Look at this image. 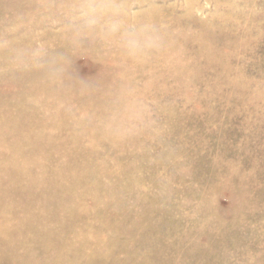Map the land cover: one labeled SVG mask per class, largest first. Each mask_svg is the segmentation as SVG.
<instances>
[{
    "label": "rangeland",
    "instance_id": "obj_1",
    "mask_svg": "<svg viewBox=\"0 0 264 264\" xmlns=\"http://www.w3.org/2000/svg\"><path fill=\"white\" fill-rule=\"evenodd\" d=\"M88 1L73 5L76 9L69 6L26 17L15 9H0V119L18 118L22 126L31 118L35 125L27 130L23 129L27 124L20 127L7 120L10 136L0 126V139L5 141H0V162H12L14 166H8L22 173L11 176L13 167L0 163V214H4L0 228L11 233L12 253L25 257L22 264H55L49 253L64 255L62 264H264V0H160L148 7L123 9V14L109 7L112 1H102L105 6L100 0ZM59 4L66 7V3L50 7ZM45 89L48 99L39 95ZM70 91L92 108L72 99ZM52 116L59 118L54 117L57 124L46 121L54 120ZM14 126L17 139H39L33 143L37 148L12 144ZM26 130L29 134L23 133ZM62 172L71 179L58 180ZM72 177L79 178L76 182ZM16 197L41 202L48 212L55 208L56 217L49 225L56 227L31 219V209L11 201ZM51 205L61 207L56 206L58 211ZM93 245H97L94 252ZM87 254H92L90 259Z\"/></svg>",
    "mask_w": 264,
    "mask_h": 264
},
{
    "label": "bare ground",
    "instance_id": "obj_2",
    "mask_svg": "<svg viewBox=\"0 0 264 264\" xmlns=\"http://www.w3.org/2000/svg\"><path fill=\"white\" fill-rule=\"evenodd\" d=\"M80 1H81V0H0V9H1V8H9V11H13V10L15 9L16 11H19V12L23 13V14L25 15V17H26L27 15H30V14H33V16H34V15H37V14H39V11H41V12H45V11H46V13H48L49 11H53V13H54V10H59V9H60V10H66V9H69V8H68L69 6H73V5H74V6H77L78 3H79ZM102 1H104L103 3L106 2V3L108 4V0H100L99 2L102 3ZM109 1H112L111 3L109 2V4H108L109 7H110L111 9H113L114 11H118V10L120 11V10H123V9H126V10H127V9H131L132 7H134V8H135V7H140V8H141V7H144V6H145V7H148L149 5H152V4H154V3H158L160 0H109ZM242 1H243V0H242ZM252 1H253V0H252ZM86 2L90 4V2H89L88 0H86ZM91 2H92V1H91ZM96 2H97V0H96ZM165 2H166V1H165ZM254 2H255V1H254ZM260 2H261V1H260ZM56 3H63V4L66 3V7L62 6L61 4L50 7V4H56ZM101 3H100V4H101ZM103 3H102V4H103ZM84 4H85V3H84ZM92 4H93V3H92ZM97 4H99V3H97ZM81 5H82V4H81ZM81 5H80V7H81ZM85 5H86V4H85ZM103 5H104V4H103ZM103 5H102V6H103ZM154 5H155V4H154ZM154 5H153V6H154ZM74 6H73V7H74ZM87 6H89V5H87ZM95 6H96V5H95ZM98 6H99V5H98ZM104 6H105V5H104ZM153 6H151V7H153ZM82 7H83V5H82ZM74 8H75V7H74ZM88 8H89V7H88ZM92 8H93V7H92ZM95 8H96V7H95ZM97 8H98V7H97ZM75 9H76V8H75ZM81 9H82V8H81ZM83 9H84V8H83ZM102 9H103V8H102ZM107 9H108V8H107ZM115 9H117V10H115ZM71 10H72V9H71ZM77 10H78V9H77ZM90 10H91V9H90ZM100 10H101V9H100ZM103 10H104V9H103ZM189 10H190V9H189ZM95 11H96V10H95ZM101 11H102V10H101ZM104 11H106V10H104ZM104 11H103V12H104ZM107 11H108V10H107ZM110 11H112V10H110ZM151 11H152V10H151ZM56 12L58 13V11H56ZM122 12L124 13V10L121 11L120 13L123 14ZM69 13H70V12H69ZM74 13H76V12H74ZM114 13H115V12H114ZM117 13H118V12H117ZM50 14H51V13H50ZM118 14H119V13H118ZM151 14H153V13H151ZM157 14H158V11H157ZM7 15H8V14H7ZM52 15H53V14H52ZM52 15H51V16H52ZM69 15H71V13H70ZM31 16H32V15H31ZM43 16H45V14H43ZM155 16H156V15H155ZM29 17H30V16H29ZM71 17H72V16H71ZM121 17H123V16H121ZM153 17H154V16H153ZM219 17H220V16H219ZM261 17H262V16H261ZM30 18H31V17H30ZM35 18H36V17H35ZM35 18H34V19H35ZM42 18H44V17H42ZM21 19H22V18H21ZM25 19H27V18H25ZM32 19H33V18H32ZM32 19H28V21H29V20L32 21ZM36 19H37V18H36ZM36 19H35V21L38 20V19H37V20H36ZM101 19H102V18H101ZM116 19L118 20V17H117ZM116 19H115V20H116ZM124 19H125V18H124ZM128 19H129V18H128ZM263 19H264V18H263ZM41 20H42V19H41ZM112 20H113V19H112ZM154 20H155V18H154ZM215 20H216V19H215ZM6 21H10V22H11V19L6 20ZM113 21H114V20H113ZM184 21H185V20H184ZM184 21H183V22H184ZM33 22H34V21H32L31 23H33ZM100 22H101V21H100ZM114 22H115V21H114ZM116 22H117V21H116ZM151 22H152V21H151ZM158 22H159V21H158ZM228 22H229V21H228ZM18 23H19V22H18ZM28 23H29V22H27V24H28ZM31 23H30V24H31ZM38 23H39V21H38ZM75 23H76V22H75ZM92 23H93V22H92ZM98 23H99V22H98ZM98 23H97V24H98ZM101 23H102V22H101ZM120 23H121V22H120ZM123 23H124V22H123ZM123 23H122V24H123ZM156 23H157V22H156ZM170 23H171V22H170ZM178 23H179V22H178ZM223 23H225V22L223 21ZM12 24L15 25V23H12ZM19 24H20V23H19ZM23 24H24V23H23ZM30 24H29V25H30ZM157 24H159V23H157ZM157 24H155V25H157ZM161 24H163V23H161ZM164 24H165V23H164ZM187 24H188V22H187ZM189 24H191V23L189 22ZM220 24H221V23H220ZM252 24H253V23H252ZM32 25H33V24H32ZM95 25H96V24H95ZM106 25H107V24H106ZM143 25H144V24H143ZM56 26H57V25H56ZM107 26H108V25H107ZM190 26H192V25H190ZM235 26H236V25H235ZM30 27H31V26H30ZM100 27H101V26H100ZM185 27H187V26H185ZM193 27H194V26H193ZM147 28H148V27H147ZM247 28H248V27H247ZM220 29H221V27H220ZM82 30H83V29H82ZM98 30H99V29H98ZM105 30H109V28H108V29H105ZM142 30H143V29H142ZM145 30H146V29H145ZM181 30H182V29H181ZM256 30H257V29H256ZM193 31H194V30H193ZM195 31H199V30H198V27H197V30L195 29ZM102 32H103V31H102ZM111 32H112V31H111ZM246 32H247V31H246ZM104 33H105V32H104ZM107 33H109V32H107ZM190 33H191V32H190ZM197 33H198V32H197ZM199 33H200V31H199ZM215 33H216V32H215ZM249 33H250V32H249ZM82 34H83V33H82ZM100 34H101V33H100ZM116 34H117V33H116ZM166 34H167V33H166ZM191 34H192V33H191ZM194 34H195V33H194ZM223 34H224V33L222 32V35H223ZM244 34H245V33H244ZM254 34H255V33H254ZM33 35H34V33H33ZM44 35H45V34H44ZM228 35H229V33H228ZM255 35H256V34H255ZM23 36H24V35H23ZM77 36H78V35H77ZM77 36H76V38H77ZM230 36H231V35H230ZM232 36H233V35H232ZM256 36H257V35H256ZM24 37H25V36H24ZM63 37H64V36H63ZM166 37H167V36H166ZM188 37H189V36H188ZM237 37H238V36H237ZM66 38H67V37H66ZM69 38H71V37H69ZM161 38H162V37H161ZM167 38H168V37H167ZM235 38H236V37H235ZM22 39H23V37L21 38V40H22ZM63 39H64V38H63ZM80 39H82V38H80ZM240 39H241V38H240ZM245 39H246V38H245ZM40 40H41V39H40ZM65 40H66V39H65ZM69 40H70V39H69ZM104 40H105V39H104ZM106 40H107V38H106ZM238 40H239V39H238ZM22 41H24V40H22ZM30 41H32V40H30ZM166 41H167V40H166ZM190 41H191V40H190ZM26 42H27V41H26ZM155 42H156V41H155ZM186 42H187V41H186ZM193 42H194V41H193ZM200 42H202V41H200ZM254 42H255V41H254ZM73 43H74V41H73ZM248 43H249V42H248ZM165 44H166V43H165ZM165 44H164V46H165ZM169 44H170V43H169ZM198 44H199V43H198ZM198 44H197V45H198ZM101 45H102V44H101ZM9 46H10V45H9ZM142 47H143V46H142ZM148 47H149V46H148ZM196 47H197V46H196ZM213 47H215V46H213ZM216 47H217V44H216ZM23 48H24V47H23ZM204 48H205V46H204ZM209 48H210V47H208V49H209ZM14 49H15V48H14ZM199 49H200V48H199ZM116 50H117V49H116ZM157 50H158V49H157ZM206 50H207V49H206ZM215 50H216V49H215ZM125 51H126V49H125ZM154 51H155V49H154ZM159 51H160V50H159ZM123 52H124V51H123ZM165 52H166V51H165ZM186 52H187V51H186ZM202 52H203V51H201V53H202ZM104 53H105V52H104ZM104 53H103V54H104ZM108 53H109V52H108ZM127 53H128V52H127ZM215 53H216V52H215ZM122 54H123V53H122ZM124 54H125V52H124ZM143 54H144V53H143ZM147 54H148V53H147ZM202 54H204V53H202ZM205 54H207V53H205ZM55 56H56V55H55ZM102 56H103V55H102ZM143 56H144V55H143ZM202 56H204V55H202ZM205 56H206V55H205ZM61 57H62V56H61ZM157 57H158V56H157ZM179 57H180V56H179ZM206 58H207V57H206ZM187 59H188V58H187ZM208 59H209V58H208ZM205 60H206V59H205ZM205 60H204V61H205ZM209 60H210V59H209ZM182 61H183V60H182ZM149 62H150V61H149ZM153 62H154V61H153ZM208 62H209V61H208ZM205 63H207V62H205ZM209 63H210V62H209ZM116 65H117V64H116ZM179 67H180V66H179ZM113 68H114V67H113ZM47 70H48V69H47ZM163 70H164V68H163ZM177 71H178V70H177ZM177 71H176V72H177ZM188 71H189V70H188ZM171 72H172V71H171ZM181 72H182V70H181ZM181 72H180V73H181ZM123 73H124V72H123ZM128 73H129V72H128ZM42 74H43V72H42ZM103 74H104V73H103ZM44 75H45V74H44ZM44 75H43V76H44ZM184 75H185V74H184ZM43 76H42V77H43ZM130 76H131V75H130ZM165 76H166V75H165ZM42 77H41V78H42ZM45 77H47V76L45 75ZM49 77H50V76H49ZM178 77H179V76H178ZM41 78H40V79H41ZM47 78H48V77H47ZM55 78H57L56 75H55ZM160 78H161V77H160ZM169 78H170V77H169ZM32 79H33V77H32ZM35 79H36V78H35ZM35 79H34V80H35ZM43 79H44V81H46L45 78H43ZM43 79H41V80H43ZM115 79H116V78H115ZM58 80H59V79H58ZM58 80H57V81H58ZM36 81H37V79H36ZM37 82H38V81H37ZM153 82H154V81H153ZM31 83H32V81H31ZM33 83H34V82H33ZM38 83H39V82H38ZM44 83H45V82H44ZM41 84H42V81H41ZM80 84H81V83H80ZM42 85H43V84H42ZM61 85H62V84H61ZM36 86H37V85H36ZM43 86H44V85H43ZM49 86H50V85H49ZM51 86H53V85H51ZM57 86H58V85H57ZM77 86H79V85H76V87H77ZM38 87H39V86H38ZM90 87H91V86H90ZM33 88H35V87H33ZM33 88H32V89H33ZM80 88H81V87H80ZM87 88H89V86H88ZM74 89H75V87H74ZM74 89H73V90H74ZM95 89H96V88H95ZM29 90H30V89H29ZM59 90H60V89H59ZM36 91H37V88H36ZM36 91H35V92H36ZM39 91H41V90H39ZM39 91H38V92H39ZM51 91H52V89H51ZM65 91L67 92V90H65ZM75 91H76V90H75ZM32 92H34V91L31 90V93H32ZM60 92H61V91H60ZM18 93H19V92H18ZM18 93H16V94L18 95ZM22 93H25V92H21V94H22ZM31 93L29 92V97H30V94H31ZM62 93H63L62 96L65 95V96H66L65 98L68 99L69 96L67 97V94H66L64 91H63ZM67 93H68V92H67ZM74 93H75V92H74ZM74 93H73L72 91H70V95L72 96V99H76V100H78V102L83 103V106H85L84 104H86V102L83 101L82 97H80L82 100H79V99H80V98L78 97L79 94H78V96H75L77 93H75V94H74ZM14 94H15V93H14ZM16 94H15V95H16ZM53 94H54V93H53ZM100 94H101V93H100ZM125 94H126V93H125ZM22 95H23V94H22ZM33 95H34V94H33ZM39 95H41V96L44 95V97H46V99L50 98V97H48L49 95H48V90H47V89H45V91L42 90L41 92H39ZM59 95H60V94H59ZM68 95H69V94H68ZM81 95H82V94H81ZM20 96H21V95H20ZM31 96H32V95H31ZM85 96H86V95H85ZM22 97H24V96H22ZM44 97H42V98H44ZM76 97H78V98H76ZM94 97L96 98L95 95H94ZM101 97H102V96H101ZM111 97H112V96H111ZM120 97H121V96H120ZM24 98H25V97H24ZM26 98H27V97H26ZM42 98H41V99H42ZM59 98H61V97L59 96ZM87 98H88V97L86 96V99H85L86 101H87ZM121 98H123V97H121ZM46 99H45L44 101H47ZM61 99H62V98H61ZM90 99H92V98H90ZM93 99H94V98H93ZM26 100H27V99H26ZM88 100H89V99H88ZM42 101H43V100H42ZM50 101H51V100H50ZM98 101H99V100H98ZM98 101H97V102H98ZM110 101H111V100H110ZM115 101H116V100H115ZM116 102H117V101H116ZM39 103H40V102H39ZM52 103H53V102H52ZM54 103H55V102H54ZM96 104H97V103H96ZM99 104H101V103H99ZM99 104H98V105H99ZM9 105H11V104H9ZM44 105L46 106V104H44ZM48 105H49V104H48ZM79 105H81V104H79ZM91 105H92V104H91ZM94 105H95V103H94ZM53 106H54V105H53ZM81 106H82V105H81ZM87 106H88V105H86L85 107H87ZM96 106H97V105H96ZM27 107H29V106H27ZM33 107H34V106H33ZM88 107L92 108L91 106H88ZM98 107H99V106H98ZM29 108H31V107H29ZM34 108H35V107H34ZM44 108H45V107H44ZM48 108H50V107H48ZM61 108H62V107H61ZM64 108H65V107H64ZM27 109H28V108H27ZM27 109H26V111H27ZM36 109H37V108H36ZM65 109H66V108H65ZM83 109H84V108H83ZM94 109H96V108H94ZM23 110H24V109H23ZM32 110H33V109H32ZM61 110H62V109H61ZM86 110H87V109H86ZM134 110H135V109H134ZM167 110H168V109H167ZM167 110H165V111H167ZM170 110H171V108H170ZM17 111H18V110H17ZM33 111H34V110H33ZM80 111H81V110H80ZM93 111H94V110H93ZM15 112H16V110H15ZM62 112H63V110H62ZM71 112H72V111H71ZM74 112H75V110H74ZM83 112L86 113L87 111H86V112L83 111ZM94 112H95V111H94ZM96 112H97V111H96ZM21 113H22V112H20V115H21ZM25 113H26V112H25ZM37 113H38V110H37ZM56 113H57V112H56ZM58 113H61V112H58ZM58 113H57V114H58ZM66 113H67V111H66ZM72 113H73V112H72ZM72 113H71V114H72ZM14 114H15V113H14ZM34 114H35V116H36V113H34ZM40 114H41V113H40ZM53 114H54V113H53ZM57 114H55V115H57ZM92 114H93V112H92ZM165 114H166V113H165ZM15 115H16V114H15ZM25 115H26V114H25ZM61 115H62V114H61ZM80 115H81V114H80ZM135 115H136V114H135ZM141 115H142V114H141ZM27 116H28V115H27ZM31 116H32V115H31ZM50 116H51V115H50ZM91 116H92V115H91ZM127 116H128V115H127ZM21 117H22V115H21ZM28 117H29V116H28ZM33 117H34V116H33ZM33 117H32V118H33ZM46 117H48V116H46ZM52 117L54 118L55 116H52ZM83 117H84V116H83ZM117 117H118V116H117ZM0 118H1V117H0ZM8 118H9V117H6V119H5V118L0 119V126H1V128H2L3 130H5L4 127H6V129H7V126L9 125V123L7 124V120H9ZM13 118H14V116H13ZM16 118H17V115H16ZM16 118H15V119H16ZM35 118H36V117H35ZM53 118H52V119H53ZM55 118H58V117L56 116ZM55 118H54V120H46V121H47L49 124H52V123L57 124L58 122L55 120ZM101 118H102V117H101ZM140 118H141V117H140ZM166 118H167V117H166ZM17 119H18V118H17ZM17 119H16V120H11V121H16L17 124H19L18 126H20V127H23V125H26V124H27V125L25 126L26 128H23V129H27V127H30V126L33 125V122H32V119H31V118H28L29 120L26 119V121L24 122V124H22V126H21V123H20V122L18 123ZM30 119H31V121H30ZM40 119H41V118H40ZM42 119H44V117H43ZM42 119H41V121H42ZM45 119H48V118H45ZM45 119H44V120H45ZM58 119H59V118H58ZM58 119H57V120H58ZM85 119H87V118H85ZM89 119H90V118H89ZM138 119H139V117H138ZM35 120H36V119H35ZM37 120H38V119H37ZM126 120H127V119H126ZM9 121H10V120H9ZM9 121H8V122H9ZM11 121H10V123H11ZM60 121H61V119H60ZM89 121H91V119H90ZM21 122H22V121H21ZM27 122H28V123H27ZM51 122H52V123H51ZM22 123H23V122H22ZM37 123H39V122H37ZM37 123H36V125H37ZM43 123H44V122H43ZM43 123H42V125H43ZM78 123H79V122H78ZM96 123H98V122L96 121ZM127 123H128V122H127ZM6 124H7V125H6ZM17 124H16V125H17ZM39 124H41V123H39ZM39 124H38V125H39ZM87 124H88V123H87ZM98 124H100V123H98ZM16 125H15V126H16ZM38 125H37V126H38ZM42 125H41V126H42ZM95 125H96V124H95ZM134 125H135V124H134ZM15 126H14L13 128H15ZM33 126H35V125H33ZM41 126H40V127H41ZM46 126H47V125H46ZM53 126H54V125H53ZM60 126H61V125H60ZM91 126H92V125H91ZM44 127H45V126H44ZM47 127H48V126H47ZM58 127H59V126H58ZM66 127H67V126H66ZM86 127H87V126H86ZM127 127H128V126H127ZM131 127H133V126H131ZM131 127H130V128H131ZM38 128H39V127H38ZM128 128H129V127H128ZM138 128H139V127H138ZM20 129L22 130V128H20ZM20 129H19V131H20ZM28 129H29V128H28ZM28 129H27V130H28ZM34 129H37V127H36V128L34 127ZM47 129H48V128H47ZM58 129H59V128H58ZM126 129H127V128H126ZM132 129H133V128H132ZM136 129H137V128H135L134 130H136ZM9 130H10V129H9ZM15 130H17V129L15 128L14 130H12V137H9V139H10V138H13V139H14V137H16L17 134H15L14 132H18V131H15ZM27 130H26L25 132H23V133H26V132H27V134H29L28 132H30V131H27ZM29 130H31V129H29ZM43 130H44V129H43ZM134 130H132V131H134ZM138 130H139V129H138ZM10 131H11V130H10ZM10 131H8V129H7V133H8L7 135H8V136H10V134H11ZM22 131H24V130H22ZM22 131H20V132H22ZM34 131H35V130H34ZM36 131H38V130H36ZM59 131H60V129H59ZM72 131H73V130H72ZM98 131H100V130H98ZM2 132H3V131H2ZM2 132H1V133H2ZM46 132H47V130H46ZM96 132H97V131H96ZM1 133H0V134H1ZM99 133H101V132H98V134H99ZM43 134H44V133H43ZM58 134H60V133H58ZM68 134H69V133H68ZM76 134H77V133H75V135H76ZM90 134H91V133H90ZM18 136H20V135L18 134ZM18 136H17V137H18ZM34 136H35V135H34ZM39 136H40V135H39ZM60 136H61V135H60ZM118 136H120V135H118ZM1 137H2V136H1ZM3 137H4V136H3ZM17 137H16L15 140H13L14 142H12V144H15V143H16V144H17V143H19V144L23 143V144H24V143H26V144H27L26 146H27L28 148H30V149H31L32 147H35L36 144L34 145L33 143H36V142L39 140V139H38V140H35V137L32 136V132H31V138L33 137V139H32L31 141H29V140H25V139H27V137L24 139L25 141H24V140H21L20 137H19V139H17ZM40 137L43 138L42 136H40ZM58 137H59V135H58ZM116 137H117V136H116ZM4 138H5V137H4ZM29 138H30V137H29ZM31 138H30V139H31ZM37 138H38V137H37ZM41 138H40V139H41ZM44 138L46 139L47 137L45 136ZM44 138H43V139H44ZM51 138H52V137H51ZM63 138H64V137H63ZM68 138H69V137H68ZM85 138H86V137H85ZM113 138H114V137H113ZM118 138H119V137H118ZM154 138H155V137H154ZM2 139H3V138H2ZM49 139H50V138H49ZM53 139H54V138H53ZM4 140H5V139H4ZM6 140H7V139H6ZM50 140H51V139H50ZM50 140H48V141H50ZM64 140H65V138H64ZM0 141H3V140L0 139ZM7 141H8V140H7ZM44 141H45V140H44ZM48 141H47V142H48ZM51 141H53V140H51ZM51 141H50V142H51ZM58 141H59L60 144H62V141H63V140L58 139ZM115 141H116V139H115ZM118 141H119V140H118ZM132 141H133V140H132ZM3 142H5V141H3ZM47 142H46V143H47ZM159 142H160V141H159ZM162 142H163V141H162ZM40 143H41V141H40ZM46 143H45V144H46ZM65 143H66V142H65ZM71 143H72V139H71ZM75 143H76V141H75ZM3 144H4V143H3ZM23 144H21V148H22V145H23ZM30 144H31L32 147H30ZM48 144H49V142H48ZM48 144H47V145H48ZM60 144H59V145H60ZM69 144H70V143H69ZM87 144H88V143H87ZM24 145H25V144H24ZM39 145H40V144H39ZM47 145H46V146H47ZM55 145H56V144H55ZM65 145H66V144H65ZM73 145H74V142H73V144H72V147H73ZM19 146H20V145H19ZM26 146H25V147H26ZM42 146H43V145H42ZM60 146L62 147V145H60ZM69 146L71 147V144H70ZM94 146H95V145H94ZM106 146H107V144H106ZM27 147H26V149H27ZM38 147H39V146H38ZM61 147H60V148H61ZM72 147H71V148H72ZM129 147H130V146H129ZM13 148H14V146H13ZM16 148H17V149H18V148L20 149V147H18V146H17ZM35 148H37V147H35ZM35 148H34V150H35ZM40 148H41V146H40ZM55 148H56V146H55ZM67 148H68V147H67ZM74 148H75V147H74ZM76 148H77V147H76ZM158 148H159V147H158ZM19 149H18V150H19ZM23 149H25V148L23 147ZM50 149H51V148H50ZM52 149H54V148L52 147ZM52 149H51V150H52ZM56 149H57V148H56ZM61 149H62V148H61ZM13 150H14V149H13ZM42 150H43V149H41V151H42ZM45 150H46V149H45ZM51 150H49V151H51ZM54 150H55V149H54ZM54 150H53V151H54ZM70 150H71V149H70ZM77 150H79V149H77ZM143 150H144V149H143ZM29 151H30V150H29ZM31 151H33V148H32ZM55 151H56V150H55ZM80 151H81V150H80ZM80 151H79V152H80ZM3 152H4V151H3ZM17 152H18V151H17ZM17 152H16V150H15V152H13V153L16 154ZM26 152H27V151H26ZM26 152L24 151L25 154H26ZM42 152H43V151H42ZM42 152H41V153H42ZM47 152H48V151H47ZM47 152H45V156H46V154L48 155V154L50 153V152H48V153H47ZM70 152H71V151H70ZM77 152H78V151H77ZM41 153H39V157H44V159H45V156L42 155V154H44V153H42V154H41ZM63 153H65V151H64ZM66 153H67V152H66ZM113 153H115V152H113ZM57 154H58V153H57ZM10 155H11V154H10ZM16 155H17V154H16ZM28 155H29V153H28ZM50 155H51V154H50ZM50 155H48V156H49L48 159L50 158ZM58 155H59V154H58ZM58 155H57V156H58ZM0 156H2V155H0ZM18 156H19V153H18ZM36 156H37V154H36ZM52 156H53V155H52ZM73 156H74V155H73ZM73 156H72V157H73ZM79 156H80V155H78V157H79ZM3 157H4V156H3ZM12 157H13V156H12ZM21 157H22V156H21ZM54 157H55V156H54ZM67 157H69V156H67ZM70 157H71V156H70ZM10 158H11V156H10ZM55 158H56V157H55ZM4 159H6V158H4ZM17 159H18L17 164L19 165V158L16 157L15 160H17ZM48 159H47V160H48ZM66 159H67V158H66ZM71 159H72V158H71ZM100 159H101V158H100ZM11 160H13V159H11ZM56 160H57V159H56ZM79 160H80V159L78 158L77 161H79ZM3 161H5V160H3ZM13 161H14V160H13ZM33 161H34V160H32V162H33ZM44 161H45V160H43V162H44ZM48 161H49V160H48ZM50 161H52V159H51ZM58 161H59V160H58ZM62 161H63V160H62ZM72 161H73V160H72ZM77 161H76V162H77ZM80 161H81V160H80ZM1 162H2V161H1ZM1 162H0V163H1ZM14 162H15V161H14ZM30 162H31V161H30ZM30 162H28L27 164H29ZM53 162L55 163L56 161L53 160ZM120 162H121V161H120ZM211 162H212V161H211ZM213 162H214V161H213ZM11 163H12V162H11ZM11 163H9V164L11 165ZM22 163H24V162H22ZM80 163H81V162H79V164H80ZM6 164H7V163H6ZM6 164L4 165L3 162H2V165H4L5 167H6ZM9 164H7V166H8ZM17 164H16V165H17ZM38 164H39V163H38ZM50 164H51V163H50ZM71 164L73 165V163H70V165H71ZM79 164H77V165H79ZM82 164H83V163H82ZM134 164H135V162H134ZM12 165H13V163H12ZM20 165H21V164H20ZM25 165H26V164H25ZM25 165H24V166H25ZM43 165H44V164H43ZM122 165H123V164H122ZM129 165H131V164H129ZM0 166H1V165H0ZM13 166H14V165H13ZM13 166H8V167H13ZM31 166H32V165H31ZM31 166H29V167H31ZM59 166H60V165H59ZM59 166H58V167H59ZM75 166H76V164H75ZM75 166H74V167H75ZM80 166H81V164H80ZM80 166H79V167H80ZM127 166H128V165H127ZM2 167H3V166H2ZM16 167H17V166H16ZM29 167H28V168H29ZM40 167H42V166L40 165ZM69 167H71V166H69ZM82 167H83V166H82ZM82 167H81V168H82ZM132 167H133V166H132ZM132 167H131V168H132ZM43 168H44V167H43ZM72 168H73V167H72ZM72 168H71V169H72ZM76 168H77V167H76ZM5 169H7V168H5ZM13 169H14V170H13ZM39 169H40V168H39ZM71 169H70V170H71ZM12 170H13V171H12V175H11V176H13L14 174H16V175H18V174H22V173H20L21 171H20V169H19L18 167H17V168H14V167H13ZM25 170H26V169H25ZM25 170H24V171H25ZM36 170H37V169H36ZM76 170H77V169H76ZM119 170H120V169H119ZM137 170H138V169H137ZM22 171H23V170H22ZM26 171H27V170H26ZM26 171H25V172H26ZM28 171H29V170H28ZM40 171H41V170H40ZM40 171H39V172H40ZM61 171H62V170H61ZM75 172H76V171H75ZM128 172H129V171H128ZM151 172H152V171H151ZM5 173H6V172H5ZM13 173H14V174H13ZM66 173H67V172H66ZM77 173H78V171H77ZM79 173H80V172H79ZM79 173H78V174H79ZM108 173H109V172H108ZM126 173H127V172H126ZM155 173H156V172H155ZM38 174H39V173H38ZM217 174H218V173H217ZM2 175H3V174H2ZM16 175H14V176H16ZM24 175H25V173L23 174V176H24ZM66 175H67V174H65L64 172H62L61 174H59V177H57V179H58V180H62V179L65 178ZM80 175H81V173H80ZM83 175H84V173H83ZM83 175H82V176H83ZM151 175H152V174H151ZM7 176L10 177V175H7ZM21 176H22V175H21ZM26 176H27V175H26ZM26 176H25V177H26ZM74 176H75V174H74ZM74 176H73V177H74ZM82 176H81V177H82ZM126 176H127V175H126ZM3 177H5V175H4ZM16 177H18V176H16ZM66 177H67V176H66ZM73 177H72V179L74 180ZM83 177H84V176H83ZM23 178H24V177H23ZM36 178H37V177H36ZM67 178H68V177H67ZM67 178H66V179H67ZM78 178H79V177H77V179H78ZM126 178H127V177H126ZM6 179H7V178H6ZM9 179H10V178H9ZM68 179H71V178H68ZM77 179L75 178L74 181L77 182ZM85 179H86V178H85ZM85 179H84V180H85ZM97 179H98V178H97ZM3 180H4V178H3ZM20 180H21V182H22V179H21V178H20ZM36 180H37V179H36ZM81 180H82V179H81ZM221 180H222V179H221ZM8 181H10V180H8ZM18 181H19V180H18ZM18 181H17V182H18ZM30 181H31V180H30ZM67 181H68V180H67ZM71 181H72V180H71ZM78 181H80V180H78ZM125 181H126V180H125ZM129 181H130V179H129ZM157 181H158V180H157ZM4 182H5V181H4ZM17 182L14 181V183H17ZM23 182H24V180H23ZM60 182H61V181H60ZM76 182H74V183H75L74 185L77 184ZM80 182H81V181H80ZM87 182H88V179H87ZM87 182H86V183H87ZM99 182H100V181H99ZM222 182H223V181H222ZM222 182H221V183H222ZM26 183H27V182H26ZM83 183H84L85 186H86L85 181H83ZM88 183H89V182H88ZM93 183H94V181H93ZM93 183H92V184H93ZM18 184H20V182H19ZM23 184H24V183H23ZM52 184H53V183H52ZM84 184H80V186L83 187ZM92 184H90V185H92ZM95 184H96V183H95ZM95 184H94V186H95ZM128 184H129V183H128ZM88 185H89V184H88ZM144 185H145V184H144ZM15 186H17V184H15ZM22 186H24V185H22ZM27 186H28V185H27ZM27 186H26V188H27ZM71 186H72V183L70 182V187H71ZM94 186H90V188L92 189V187H94ZM98 186H99V185H97V187H98ZM131 186H132V185H131ZM134 186H135V185H134ZM140 186H141V185H140ZM19 187H20V186H19ZM24 187H25V186H24ZM100 187H101V186H100ZM142 187H143V186H142ZM66 188H67V187H66ZM66 188H63V189L65 190ZM68 188H69V187H68ZM76 188L79 189L78 187H75V190H76ZM137 188H138V187H137ZM145 188H146V187H145ZM16 189H17V188H16ZM27 189H30V188L28 187ZM71 189H72L71 192H73V191H74L73 186L71 187ZM88 189H89V188H88ZM94 189H95V187H94ZM128 189H129V188H128ZM168 189H169V188H168ZM10 190H11V189H10ZM19 190H21V191H19V193H20V195H21V194H22V189L19 188ZM23 190H24V189H23ZM64 190H62V191H64ZM97 190H98V189H97ZM101 190H102V189H101ZM17 191H18V190H17ZM17 191H15L14 195H15L16 193L18 194ZM67 191H68V190H67ZM67 191H66V192H67ZM69 191H70V190H69ZM89 191H90V190H89ZM92 191H93V190H92ZM102 191H103V190H102ZM110 191H111V190H110ZM116 191H117V190H116ZM123 191H124V190H123ZM136 191H137V190H136ZM153 191H154V190H153ZM174 191H175V190H174ZM25 192H26V191H25ZM64 192H65V191H64ZM64 192H63V193H64ZM93 192H95V190H94ZM98 192H99V191H98ZM146 192H147V191H146ZM183 192H184V191H183ZM185 192H188V191H185ZM0 193H2V188H0ZM8 194H10V193H8ZM11 194H12V193H11ZM65 194H66V193H65ZM78 194H79V193H78ZM91 194H92V193H91ZM94 194H95V193H94ZM18 195H19V194H18ZM58 195H59V194H58ZM67 195H68V194H67ZM72 195H73V194H72ZM92 195H93V194H92ZM96 195H97V194H96ZM99 195H100V193H99ZM137 195H138V194H137ZM174 195H175V194H174ZM187 195H188V193H187ZM11 196H12V195H11ZM15 196H16V195H15ZM55 196H57V195L55 194L54 197H55ZM62 196H64V195H62ZM68 196H69V195H68ZM94 196H95V195H94ZM147 196H148V195H147ZM151 196H152V195H151ZM13 197H14V196H13ZM23 197H24V196L22 195V198H23ZM30 197H31V196H30ZM58 197H59V196H58ZM64 197L66 198V196H64ZM64 197H62V198H64ZM99 197H100L101 200H102L101 195H100ZM116 197H117V196H116ZM143 197H144V196H143ZM173 197H174V196H173ZM20 198H21V196H20ZM56 198H57V197H56ZM60 198H61V197H60ZM62 198H61V199H62ZM67 198H68V197H67ZM75 198H76V197H75ZM132 198H133V197H132ZM26 199H27V198H26ZM61 199H60V200H61ZM83 199H84V198H83ZM94 199H95V198H94ZM103 199H104V198H103ZM149 199H150V198H149ZM161 199H162V198H161ZM167 199H168V198H167ZM10 200H11V199H10ZM17 200H18V198L16 197V200H11V201H13V202H14V201L17 202ZM43 200H45V199H43ZM48 200H49V199H47V201H48ZM50 200H52V199H50ZM50 200H49V201H50ZM64 200H65V199H64ZM70 200H71V199H70ZM90 200H91V199H90ZM104 200H105V199H104ZM150 200H151V199H150ZM5 201H6V200H5ZM45 201H46V200H45ZM45 201H44V202H45ZM49 201H48V202H49ZM67 201H68V199H67ZM169 201H170V200H169ZM0 202H2V199H0ZM8 202H9V200H8ZM8 202H7V204H8ZM19 202H20V205H24L26 208H29V211H30V209H31V212H32V213L28 215L31 219H33V220H37L38 223H40V221H42L46 226H51V225L53 224L52 222L54 221V217H56L55 214H54V212H55V208H54V207H56L57 205H56V206L54 205V207L52 206L53 204L51 205V207L54 208L53 210H51V212H53V214H52L51 212H48V211L45 210V208L43 207L44 204L42 205L41 202H40V203H41V205H40V203H39V204H38V203H31V202H28V201H26V200H24V199L21 200V201L18 200V202L16 203V204H17V207H18V205H19ZM44 202H43V203H44ZM50 202H52V201H50ZM50 202H49V203H50ZM65 202H66V201L63 202V205H64ZM75 202H76V201H75ZM79 202H80V201H79ZM54 203H55V202H54ZM57 203H58V201L56 202V204H57ZM69 203H72V202H69ZM146 203H147V202H146ZM148 203H149V202H148ZM0 204H1V203H0ZM11 204H12V202H11ZM14 204H15V203H14ZM50 204H51V203H50ZM50 204H46L45 206L47 207V206H49ZM65 204H66V203H65ZM82 204H83V203H82ZM105 204L107 205V203H105ZM164 204H165V203H164ZM2 205H3V204H2ZM9 205H10V204H9ZM9 205H8V206H9ZM20 205H19V207H21ZM80 205H81V204H80ZM102 205H103V204H102ZM11 206H13V204H12ZM75 206H76V205H74L73 207H75ZM77 206H78V205H77ZM81 206H82V205H81ZM81 206H80V208H81ZM103 206H104V205H103ZM152 206H153V205H152ZM2 207H3V206H2ZM2 207H1V208H2ZM15 207H16V206H15ZM17 207H16V208H17ZM57 207H61V206L58 205ZM57 207H56V210H58ZM78 207H79V206H78ZM153 207H154V206H153ZM1 208H0V209H1ZM6 208H7V206H6L5 208H3V209H6ZM12 208H13V207H12ZM49 208H50V207H49ZM67 208H68V207H67ZM164 208H165V207H164ZM164 208H163V209H164ZM47 209H48V208H47ZM65 209H66V207H65ZM65 209H64V210H65ZM77 209H78V208H77ZM83 209H84V208H83ZM149 209H150V208H149ZM8 210H9V209H8ZM17 210H19V209H17ZM17 210H16V211H17ZM20 210L22 211V208H20ZM26 210H27V209H26ZM62 210H63V208H62ZM68 210H69V208H68ZM72 210H73V209H72ZM115 210H116V209H115ZM142 210H144V209H142ZM145 210H146V209H145ZM170 210H171V209H170ZM186 210H187V209H186ZM6 211H7V210H6ZM6 211L4 210V212H6ZM49 211H50V210H49ZM58 211H59V210H58ZM65 211H66V212H69V211H67V209H66ZM70 211H71V210H70ZM189 211H190V210H189ZM18 212L20 213V211H18ZM76 212H77V211H76ZM118 212H120V211H118ZM172 212H173V211H172ZM175 212H176V211H175ZM186 212H188V211H186ZM8 213H10V212H7L6 214L8 215ZM14 213H15V212H14ZM69 213H70V212H69ZM72 213H73V212H72ZM77 213H78V212H77ZM83 213H84V212H83ZM148 213H149V212H148ZM173 213H174V212H173ZM1 214H3V212H2ZM1 214H0V219H4V216H3L4 214H3V215H1ZM10 214H12V213H10ZM57 214H58V213H57ZM64 214H65L64 216H66V213H65V212H64ZM67 214H68V213H67ZM75 214H76V213H75ZM90 214H91V213H90ZM92 214H93V213H92ZM128 214H130V213H128ZM132 214H133V213H132ZM171 214H172V213H171ZM21 215H22V214H21ZM25 215H26V214H25ZM60 215H61V214H59V216H60ZM70 215H71V213H70ZM70 215H69V216H70ZM5 216H6V215H5ZM67 216H68V215H67ZM82 216H84V215H82ZM88 216H89V215H88ZM91 216H93V215H91ZM117 216H118V215H117ZM134 216H135V215H134ZM143 216H144V215H143ZM12 217H13V215H12ZM14 217H15V216H14ZM14 217H13V218H14ZM24 217H25V216H24ZM60 217H61V216H60ZM121 217H122V215H121ZM132 217H133V216H132ZM175 217H176V216H175ZM182 217H183V216H182ZM13 218H11V219H13ZM69 218H70V217H69ZM69 218H68V219H69ZM72 218H73V216H72ZM83 218H84V217H83ZM116 218H117V217H116ZM133 218H134V217H133ZM135 218H136V217H135ZM139 218H141L140 215H139ZM9 219H10V218H9ZM11 219H10V220H11ZM15 219H16V218H15ZM20 219H23V218H20ZM59 219H60V218H59ZM74 219H75V217H74ZM90 219H91V220H90ZM90 219H89V221H92L93 218L90 217ZM95 219H97V218H95ZM121 219H122V218H121ZM123 219H124V216H123ZM145 219H146V218H145ZM179 219H180V218H179ZM56 220H58V216H57V219H56ZM76 220H77V219H76ZM79 220H80V218H79ZM79 220H78V221H79ZM87 220H88V219H87ZM3 221H4V220H3ZM13 221H14V220H13ZM27 221H28V220H27ZM78 221H77V222H78ZM83 221H84V220H83ZM93 221H94V220H93ZM104 221H105V220H104ZM115 221H116V220H115ZM138 221L140 222V220H138ZM141 221H142V220H141ZM144 221H145V220H144ZM178 221H179V220H178ZM16 222H17V221H16ZM29 222H30V221H29ZM77 222H76V223H77ZM84 222H85V221H84ZM84 222H83V223H84ZM101 222H102V220H101ZM139 222H138V224H139ZM68 223H69V222H68ZM81 223H82V221H81ZM83 223H82V224H83ZM97 223H98V222H97ZM190 223H191V222H190ZM49 224H51V225H49ZM71 224H72V223H71ZM73 224H74V222H73ZM86 224H87V223H85V225H86ZM115 224H116V223H115ZM18 225H19V224H18ZM33 225H34V223H33ZM41 225H42V224H41ZM76 225H77V224H76ZM83 225H84V224H83ZM116 225H117V224H116ZM192 225H193V224H192ZM19 226H20V225H19ZM19 226H18V227H19ZM78 226H79V223H78ZM78 226H77L76 228H78ZM86 226H87V225H86ZM183 226H184V225H183ZM22 227H23V226H22ZM39 227H40V226H39ZM39 227H37V228H39ZM42 227H45V226L42 225ZM42 227H41V228H42ZM51 227H52V226H51ZM51 227H49V228H51ZM53 227H54V225H53ZM53 227H52V228H53ZM55 227H56V225H55ZM55 227H54V228H55ZM74 227H75V226H74ZM74 227H73V228H74ZM80 227H81V225H80ZM80 227H79V228H80ZM69 228H70V227H69ZM69 228H68V230H69ZM82 228H85V227H82ZM234 228H235V227H234ZM39 229H40V228H39ZM47 229H48V228H47ZM47 229H46V231H43V232H47ZM61 229H62V228H61ZM74 229H75V228H74ZM74 229H73V230H74ZM97 229H98V228H97ZM181 229H182V228H181ZM16 230H17V229H16ZM66 230H67V229H66ZM68 230H67V231H68ZM70 230H71V229H70ZM70 230H69V231H70ZM73 230H71V231L73 232ZM75 230H77V229H75ZM82 230H83V229H82ZM90 230H91V229H90ZM95 230H96V229H95ZM179 230H180V229H179ZM185 230H186V229H185ZM185 230H184V231H185ZM41 231H42V229H41ZM50 231H51V230H50ZM50 231H49V233H50ZM67 231H66V232H67ZM99 231H100V230H99ZM186 231H187V230H186ZM186 231H185V232H186ZM188 231H189V230H188ZM13 232H14V231H13ZM74 232H75V231H74ZM74 232H73V234H74ZM87 232H88V231H87ZM95 232H96V231H95ZM97 232H98V231H97ZM116 232H118V231H116ZM31 233H32V232H31ZM88 233H90V232H88ZM99 233H100V232H99ZM99 233H98V234H99ZM112 233H113V232H112ZM47 234H48V233H47ZM47 234L45 235V233H43V235H45L46 237H47ZM60 234H61V233H60ZM83 234H84V233H83ZM90 234H92V233H90ZM93 234H94V233H93ZM107 234H109V233H107ZM107 234H106V235H107ZM43 235H42V236H43ZM48 235H49V234H48ZM50 235H51V233H50ZM65 235H66V234H65ZM65 235H62V236L65 237ZM69 235H70V234H69ZM84 235H85V234H84ZM84 235H83V237H84ZM86 235H87V234H86ZM86 235H85V236H86ZM75 236H76V235H75ZM92 236H93V235H92ZM92 236H91V237H92ZM10 237H12V236H11V233H8L6 230H2V229L0 228V264H22V263H23V260H24L25 257H22V259H21V258L18 257V255L12 253L13 246H12V244L9 243V239H10ZM18 237H19V236H18ZM20 237H21V236H20ZM48 237H49V236H48ZM54 237H55V236H54ZM63 237H62V239H63ZM68 237H70V236H67V237H65V238H68ZM88 237H89V234H88ZM88 237H87V239H88ZM101 237H102V236H101ZM173 237H174V236H173ZM173 237H172V238H173ZM28 238H29V237H28ZM70 238H71V237H70ZM94 238H95V237H94ZM98 238H99V237H98ZM172 238H171V239H172ZM17 239H18V238H17ZM17 239H16V240H17ZM42 239H44V237H42ZM71 239H72V238H71ZM90 239H91V238H90ZM92 239H93V238H92ZM100 239H101V238H100ZM115 239H116V238H115ZM178 239H179V238H178ZM24 240H25V239H24ZM68 240H69V239H68ZM73 240H80V239H75V237H74ZM105 240H106V239H105ZM116 240H117V239H116ZM127 240H128V239H127ZM18 241H19V240H18ZM21 241H22V240H21ZM26 241H27V240H26ZM57 241H58V240H57ZM82 241L86 242L85 239H83ZM82 241H81V242L79 241L80 244H79V243H78V244L81 245ZM87 241H88V240H87ZM97 241H98V240H96V242H97ZM184 241H185V240H184ZM34 242H35V241H34ZM47 242H48V244L50 245V243H51V241H50V237H49V239H47ZM58 242H59V241H58ZM60 242H61V239H60ZM63 242H64V241H63ZM63 242H62V243H63ZM66 242H67V245L70 243V242L68 243V241H66ZM66 242H65V243H66ZM180 242H181V241H180ZM180 242H179V243H180ZM20 243H21V242H20ZM25 243H26V242H25ZM62 243H58V244H62ZM75 243H76V242H74V244H75ZM100 243H101V242H100ZM134 243H135V242H134ZM32 244H33V242H32ZM40 244H41V243H40ZM72 244H73V242L71 243V245H72ZM74 244H73V245H74ZM126 244H127V243H126ZM165 244H166V243H165ZM7 245H8V246H7ZM24 245H25V244H24ZM28 245H29V244H28ZM73 245H72V246H73ZM82 245H84V244H82ZM97 245H98V248H99V247H100V246H99V243H97ZM97 245H93V247H92L93 251H92V252H94V246L96 247ZM105 245H106V244H105ZM127 245H128V244H127ZM141 245H142V244H141ZM25 246H26V245H25ZM44 246H45V245H44ZM68 246H70V245H68ZM77 246H78V245H77ZM27 247H28V246H27ZM35 247H36V245H35ZM58 247H59V246H58ZM106 247H107V246H106ZM125 247H126V246H125ZM175 247H176V246H175ZM46 248H47V246H46ZM48 248H49V246H48ZM65 248H66V247H65ZM74 248L77 249V247H74ZM83 248H84V247H83ZM87 248H90V247H87ZM96 248H97V247H96ZM144 248H145V247H144ZM52 249L54 250V248H52ZM52 249H51L50 251H52ZM57 249H58V248H57ZM69 249L72 250V248H69ZM126 249H128V248H126ZM30 250H31V249H30ZM61 250H62V249H61ZM74 250H75V249H74ZM78 250H79V249H78ZM78 250H77V252H78ZM95 250H96V249H95ZM97 251H100V250H97ZM97 251H96V252H97ZM110 251H112V250H110ZM138 251H139V250H138ZM77 252H76V253H77ZM79 252H81V251H79ZM79 252H78V253H79ZM18 253H20V252L18 251ZM30 253H31V251H30ZM76 253H75V254H76ZM89 253H90V252H89ZM200 253H201V252H200ZM205 253H206V251H205ZM11 254H14L15 256L12 258V257H11ZM21 254H23V253H21ZM49 254H52V255H49ZM49 254H48V255L52 257V260H54L55 264H62V263H63L62 259H63L64 255H63V257H62V256H58V255H59L58 253H57L58 255H57V254H54V253H49ZM73 254H74V253H73ZM80 254H81V253H80ZM93 254H95V253H93ZM115 254H116V253H115ZM137 254H138V253H137ZM28 255H29V254H28ZM76 255H77V254H76ZM76 255H75V256H76ZM78 255H79V254H78ZM91 255H92V254H91ZM91 255H90V254H89V255L87 254V258H89L88 256L91 257ZM100 255H101V254H100ZM140 255H141V254H140ZM145 255H146V254H145ZM220 255H221V254H220ZM33 256H34V255H33ZM65 256H66V255H65ZM95 256H96L97 258L100 257V256H97L96 254H95ZM95 256H94V258H95ZM149 256H150V254H149ZM44 257H45L44 260L46 261L47 258H46V256H44ZM66 257H67V256H66ZM92 257H93V256H92ZM111 257H112V256H111ZM113 257H114V256H113ZM199 257H200V256H199ZM33 258H34V257H33ZM38 258H39V257H38ZM42 258H43V257H42ZM85 258H86V257H85ZM87 258H86V261H87ZM109 258H110V256H109ZM133 258H134V257H133ZM133 258H132V259H133ZM20 259H21V260H20ZM75 259H76V257H75ZM77 259H79V258H77ZM80 259H81V257H80ZM80 259H79V260H80ZM89 259H90V258H89ZM89 259H88V260H89ZM91 259H92V258H91ZM111 259H112V258H111ZM129 259H130V258H129ZM147 259H148V258H147ZM19 260H20V262H19ZM50 260H51V259H50ZM50 260H49V261H50ZM52 260H51V261H52ZM63 260H64V259H63ZM101 260H102V257H101ZM37 261H38V260H36V262H37ZM49 261H48V263H49ZM51 261H50V262H51ZM61 261H62V262H61ZM76 261H78V260H76ZM80 261H83V259H81ZM84 261H85V260H84ZM99 261H100V259H99ZM105 261H106V260H105ZM105 261H104V263H105ZM107 261H108V260H107ZM110 261H111V260H110ZM112 261H113V259H112ZM112 261H111V262H112ZM40 262H41V259H40ZM70 262H71V260H70ZM78 262H79V261H78ZM78 262H77V263H78ZM97 262H98V261H97ZM64 263L66 264V261H64ZM67 263H69V262L67 261ZM84 263H85V262H84ZM84 263H83V264H84ZM88 263H90V262H88ZM94 263H95V262H94ZM106 263H107V262H106ZM137 263H138V262H137ZM137 263H136V264H137ZM44 264H45V262H44ZM49 264H50V263H49ZM69 264H70V263H69ZM71 264H73V263H71ZM90 264H92V263H90ZM108 264H111V263H108ZM124 264H125V262H124ZM140 264H141V263H140Z\"/></svg>",
    "mask_w": 264,
    "mask_h": 264
}]
</instances>
